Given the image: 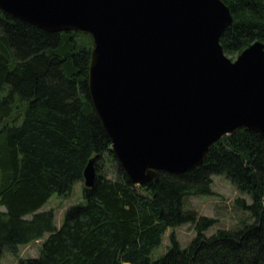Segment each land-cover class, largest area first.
<instances>
[{"label": "trees", "instance_id": "trees-1", "mask_svg": "<svg viewBox=\"0 0 264 264\" xmlns=\"http://www.w3.org/2000/svg\"><path fill=\"white\" fill-rule=\"evenodd\" d=\"M223 1L234 18L220 38L224 52L264 42V0ZM90 43L87 33L50 32L0 9V264L6 250L18 264H264V134L242 128L196 168L135 184L92 104ZM95 156V183L83 185L58 226L53 209H40L55 193L70 195ZM215 174L251 196L236 202L254 219L207 235L216 218L183 202L209 194ZM187 222L197 230L188 247L173 235L153 257L167 228ZM37 240V257H21L19 247Z\"/></svg>", "mask_w": 264, "mask_h": 264}, {"label": "water", "instance_id": "water-1", "mask_svg": "<svg viewBox=\"0 0 264 264\" xmlns=\"http://www.w3.org/2000/svg\"><path fill=\"white\" fill-rule=\"evenodd\" d=\"M0 9L50 32L91 36L92 104L135 184L196 168L242 128L264 134V42L236 58L224 52L234 18L223 0H0Z\"/></svg>", "mask_w": 264, "mask_h": 264}, {"label": "rangeland", "instance_id": "rangeland-1", "mask_svg": "<svg viewBox=\"0 0 264 264\" xmlns=\"http://www.w3.org/2000/svg\"><path fill=\"white\" fill-rule=\"evenodd\" d=\"M237 56H232L236 58ZM107 168L110 172L114 167L108 165ZM84 181H79L74 184V189L70 195L65 196L55 193L52 195L47 204H45L40 210H47L49 208L55 211V223L59 226L65 216L66 209L71 205L82 201L83 199V187ZM237 198L245 199L247 204L252 202V198L247 193L240 192L233 182H230L225 175L215 174L212 177L211 192L209 194H189L186 195L183 205L184 207L194 209L199 215L216 218L215 223L206 230L207 235H211L220 228H234V226L243 222H251L252 218L249 209H244L240 204L236 202ZM0 208L4 209V206L0 205ZM173 235L180 242L182 247H188L192 239L197 235L191 222L178 225L176 227H169L165 232L163 243L154 249L153 257H159L166 254L165 252L173 245ZM41 241L31 242L25 246H20L21 257H37L40 252ZM2 262L4 264H18V257L12 252L6 250L2 256Z\"/></svg>", "mask_w": 264, "mask_h": 264}, {"label": "bare ground", "instance_id": "bare-ground-1", "mask_svg": "<svg viewBox=\"0 0 264 264\" xmlns=\"http://www.w3.org/2000/svg\"><path fill=\"white\" fill-rule=\"evenodd\" d=\"M126 264H130V263H126Z\"/></svg>", "mask_w": 264, "mask_h": 264}]
</instances>
